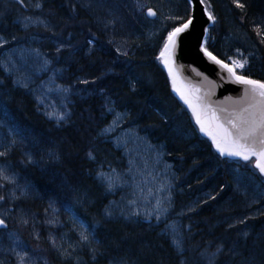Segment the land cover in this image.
<instances>
[{
    "label": "trees",
    "instance_id": "1",
    "mask_svg": "<svg viewBox=\"0 0 264 264\" xmlns=\"http://www.w3.org/2000/svg\"><path fill=\"white\" fill-rule=\"evenodd\" d=\"M42 1L44 11L50 7L54 12L59 6L68 5L70 25H74L78 30L83 29L89 32L90 41L93 39L104 41L103 33L101 34L93 24L90 14H87L77 5L75 0H56L59 6L48 3L46 0ZM239 2L245 5L243 9L237 8L233 0H206V4L209 6L208 10L216 18V23L210 29L206 47L214 55L229 61L227 57L220 53L219 46L222 45L224 36L222 33L228 26L227 19H234L254 40L260 55V59L257 61H252L251 58L250 68L245 69L243 72L253 79L264 80V0H239ZM180 6L185 12L190 7L187 0H180ZM6 7L22 14L28 8H31V5L29 0H23V3L20 0H0V36L10 38L14 32H12V27L8 25V18L3 17L6 10L4 8ZM42 30L36 28L33 32L40 31L42 33ZM12 38H14L11 39L12 41H16L14 44L18 45L21 44V39L24 36L18 35ZM162 44L163 41L159 46L157 45L148 52H139V55L129 57L134 62L149 63L147 66L146 64L142 66L141 71L122 72L120 69H116L118 70L116 71L112 68L110 71L106 66L102 67L101 70L91 69L90 75L85 78L89 81L87 86L94 85L99 90L106 88L108 90L107 94L113 96L117 108L130 111L132 115V118L128 119L130 125H139L141 131L148 134L153 142H164L168 151L167 159L174 162L178 171L177 187L182 184L186 186L187 192L196 187L198 188L197 193L205 180L218 175L214 183V194H210L208 200L203 205H198L191 212V215L184 217L185 231L187 236H190V243L185 254L187 264H207L200 252L206 249L215 251L218 243L225 244V238L232 239L233 235L231 233L238 230L236 227H230L232 224L223 226L221 218L214 214L210 215L206 210L208 206H213L221 200V198L216 197V189L222 190L226 188L225 183H234V178L230 173L224 177V169L229 170L233 165L239 164L256 174L258 172L253 166V161L241 162L221 158L214 152L212 144L201 136L191 114L173 95L167 74L160 65L159 60L156 59ZM5 49H7L6 46H1L0 52ZM65 52L63 50L60 53H57V51L50 52L54 65H62L61 58L66 56ZM71 56L73 59H78L76 60L79 63L77 66L89 70V64L81 57V53H73ZM236 58H238L237 54ZM98 70L118 82L119 84L114 86L116 88L108 89L102 79L93 80L95 76H99ZM9 81L10 79L5 77L0 67V120L12 128L17 141L15 145H11V140H7L6 146L11 145L7 157L12 159L15 168H22V170L28 172L32 179L30 184L34 188L33 190L38 191L45 197L55 199L59 209L66 210V212H63L66 215L65 221L77 218L78 220L75 221L84 224V228L92 236L93 242L97 243V247L100 246L99 258H101L102 264L109 259L123 256L134 257L136 260L143 262H140V264H163V258L171 255L174 250L169 245V237L156 235L154 231L146 232L142 228H135L136 226H125L116 221L102 219L101 208L103 202H101L102 197L98 196L99 191L96 190L93 182L91 184L85 178V173H83L84 175L78 174L82 169H79L80 162L79 158L76 159V157L82 149L85 150L87 146L91 145V143H88L85 146L86 139L88 138L92 142L93 137L97 135V132L103 126V121L98 118V105L95 103L94 109L89 108L86 113L76 116L82 124L77 125V127L72 126L73 128L69 130L56 131L55 133L59 135L54 137L59 142L62 148L61 151L54 147L55 154L57 153L54 157L37 161L35 155H40V152L43 153L42 149L45 147L44 137L46 134H43L40 129L43 128L50 133L54 130H50L49 127L45 128L41 119L35 116L36 114L32 110L33 103L25 99L27 91L18 89L10 92ZM130 83L136 84L134 93L130 91ZM146 88L149 90L152 88L153 93L146 91ZM71 108L75 112V105ZM77 119L74 118L75 121ZM5 147L2 151L5 150ZM24 150L34 156L35 163L32 164L35 165L27 163L25 153L23 156H17L20 155V151L23 152ZM185 164H187V168L182 171L181 167ZM0 184L4 185L1 180ZM76 185L88 188L91 193L87 196L88 200L85 206H80L74 200L63 199L65 193H69L71 188ZM47 194L50 195L46 196ZM216 198L217 201H215ZM183 201V203H186L185 200ZM262 220V222L256 223L249 230L245 240H242L243 246L238 251L239 258L233 264H264V215ZM32 238V233L27 232L28 243L31 242ZM35 244L38 245V243ZM40 250L46 254L50 264H74L70 260L61 261L58 256L53 254L54 251L48 248H41ZM224 256L220 258V264H224L223 261L226 258ZM79 264L94 263L83 261Z\"/></svg>",
    "mask_w": 264,
    "mask_h": 264
},
{
    "label": "rangeland",
    "instance_id": "2",
    "mask_svg": "<svg viewBox=\"0 0 264 264\" xmlns=\"http://www.w3.org/2000/svg\"><path fill=\"white\" fill-rule=\"evenodd\" d=\"M31 1L34 5V1ZM78 1L86 6L96 22H99L106 37L119 46L118 50L128 55L139 50L148 52L155 48L156 41L162 36L165 37L167 31L176 23L168 17L181 15L180 0ZM149 7L158 12L157 20H150L146 17L145 14ZM226 22H228V26H226L227 31L222 38L223 53L221 54L227 57L230 63L229 57L235 60H247L248 63L245 65L244 71L250 68L251 58L252 61L260 59L258 48L249 34L236 21L228 18ZM22 25L25 28L44 26L36 17H26ZM36 43H26L12 49L7 48L1 55V68L8 75L13 74V83L17 89L25 90L33 96L40 114L54 119L57 126H68L72 121L71 100L74 89L65 84L64 67L53 69L50 59L37 48ZM6 44L7 37L0 36V45L6 46ZM236 54L238 58H235ZM45 60L49 61L47 65L44 63ZM22 84H27V87H22ZM63 89H69V91H63ZM110 109L111 111H106L108 115L104 119L107 121V125L99 131L97 144L87 146L91 142L88 138L85 141V146L94 149L90 151L94 158H90L85 149L86 152L80 157V161L86 160V162L79 164V169L82 171H79L78 174H95V177L102 183L101 185L107 189L110 199L106 209L114 213L112 217L107 216V219L114 221L123 219L128 223H136L137 216L132 214L134 212H138V216L154 218L156 225H161L160 228L164 235L170 238L175 249L180 252L187 251L182 217L187 212L194 210L198 201L185 205L183 200H178L180 192L176 183L177 176L172 165L166 161L165 144H152L148 138L149 135L143 134L135 126L121 130L120 127L126 119V115L118 112L113 103ZM60 115L65 117L64 120L58 119ZM5 132L6 129L1 128L0 142L4 140ZM104 140H110L109 148L104 147ZM42 150L48 158L55 156L46 147ZM24 156L27 160L29 157L35 160L29 152H26ZM0 168L7 169L6 175L14 176L16 180L15 184H9L3 180L9 189L10 203L9 207L0 206V217L5 221L12 220V222L26 219L28 221L26 225H34L31 227L35 234L40 235L45 232L51 245L55 248L54 253H58L57 256L61 261L70 260L74 264L88 262L92 257L89 250L94 246L93 238L84 228V224L75 220H70L69 223L64 222V217L61 216L55 199L36 192L33 199L30 194L34 190L18 175L12 174L14 169L12 164L0 162ZM232 168H235L233 170L234 185L238 194L229 197L225 202L224 209L230 210L235 207L264 214V180L252 170L241 165L235 164ZM101 174H103V178ZM107 177H111L114 181L111 190ZM68 189L70 188L68 187ZM13 192L17 198H13ZM22 193L24 194L22 195ZM242 198L247 202L239 203ZM21 200L26 201L25 207L19 206ZM259 202H262V207L252 210L251 206ZM249 203L251 205L248 206ZM239 214L234 215L235 219ZM85 230L89 236L88 243L81 240V234ZM3 239L8 241L10 249L15 248L17 252H29L31 259L27 261V264H48L40 251L34 247L31 248L19 234L2 231H0V264H18L19 261V257L12 250L10 254L1 251ZM53 241H55V246ZM72 249H75V252H72ZM30 250L37 251V254L35 255ZM58 250L67 251L71 255L69 257L62 256ZM132 260L129 259V256H123L117 258L112 264H138Z\"/></svg>",
    "mask_w": 264,
    "mask_h": 264
},
{
    "label": "bare ground",
    "instance_id": "3",
    "mask_svg": "<svg viewBox=\"0 0 264 264\" xmlns=\"http://www.w3.org/2000/svg\"><path fill=\"white\" fill-rule=\"evenodd\" d=\"M30 1V5L31 8H28L26 12L24 13H20V12H16V10H12L8 7L4 8L6 9L4 12V18H8V25L10 27H12L14 34H12V37H16V36H20L23 35L24 38L21 39L22 41L20 42L21 44L15 45L14 43L16 41H12L11 39H14L12 37L8 38L7 37V44L6 47L9 49L15 48L17 46L26 44V43H32V42H37L35 45L37 46V48L39 50H42L44 52V55H46L52 64V68L56 69V68H62L64 67L65 71H64V81L65 84L68 86H72L74 89V95L72 97V106L75 105V112L72 111V121L68 126H57L55 125L57 122L52 119L49 118L43 114H40L39 109L36 106V103L33 99V96L30 95L28 92H26L27 95H25V99L29 100L31 103H33L32 105V110L33 112L36 114L35 116L40 118L42 121V124H44V127H49L50 130H54L52 133H50L49 131H45L43 128L40 129V131L43 134H46L44 137L45 140V147L49 152H53L52 154H55V148L56 147L59 151H61V146L59 145V142L56 140L55 137H57L59 134L55 133L56 131H62V130H69L72 129V126L77 127V125H80L82 123H80L81 121L77 119L76 116H80L81 114L86 113V110L91 108L94 109L95 108V103L98 105L99 108V113H98V118H100L103 121V126L99 129V131L107 125V121L104 119L107 114V110L110 109L112 103L113 106L116 109V105L114 104L113 100V96H111L110 94H107L108 90L105 88L99 90L97 89L94 85L93 86H87V84L85 83H81V81L86 80V76H89L90 74V70L92 69H102V67H106L107 69L109 68L110 71L112 69L116 70V69H120L122 72L124 71H128V72H134L136 70L141 71V69H143L142 66H144L146 64L149 65V63L147 62H134L132 61L129 57L130 56H137L139 55V52L144 53L142 50H139L138 52H133L131 55L127 54V55H123V52H120L118 49V45L114 44L113 42H111V39H109V37H106V34L103 32V29L101 27V25L99 24V22H96V19L94 18V16L90 13V11L86 8V6H84L80 1L75 0V3L77 5H79L87 14H90V17L93 21V24H95L96 28L98 29V31L104 36V41H99V40H92L91 43H89L90 41V37H89V32L84 31L83 29H76L74 25H70V12L68 10V5L66 6H62L60 7L56 0H46L48 1V3H53L56 4L57 6H59V8H56L54 10V12L52 11V9L47 8L44 11V3L42 0H33L34 1V5H32V1ZM39 4L40 7H36L35 5ZM35 6V7H33ZM181 9V15L183 16L185 15V11L183 10L182 6H179ZM58 9V10H57ZM53 13H52V12ZM26 17H36L37 19H39V21L41 22V24L43 23L44 26H41L39 28L43 29L42 33L40 31L38 32H33L34 29H36V26H31L29 28H25L22 25L23 20ZM233 21H235L233 19ZM34 28V29H33ZM94 27V30L97 32V29ZM227 30L223 31V35L226 34ZM165 34V33H164ZM164 36L160 37L157 41L155 45H160L161 42L163 41ZM253 42L254 40L251 39ZM23 42V43H22ZM60 47L61 50L66 51L65 54L66 56L61 58V62L62 65H54V63L52 62L51 59V53L50 52H55L56 49ZM7 49L3 50L4 52ZM1 51L0 52V66H1V55L3 54ZM219 51L220 53H223L222 51V45L219 46ZM69 52V53H68ZM73 53H81V57L83 59H85L89 66V70L80 68V66H77L79 63L77 58H74L71 56ZM97 54V55H96ZM95 57V58H94ZM97 57V58H96ZM218 57V56H217ZM220 58V57H218ZM221 59V58H220ZM137 60V59H136ZM224 60V59H223ZM160 62V61H159ZM230 63V61H225ZM160 65L163 67L164 71L165 68L163 66V64L160 62ZM71 67H76V68H70ZM87 68V69H88ZM112 68V69H111ZM98 70L99 76H95L93 78V80L97 81L99 79L104 80L106 87L108 89L110 88H116L114 86L118 85L119 83L114 81L113 78H111V76L106 75V74H102V71ZM4 72V70H2ZM118 71V70H116ZM166 72V71H165ZM106 73V72H105ZM4 75L6 78H9L10 81L8 83L9 85V89L10 92L18 90L17 87L13 84V74L8 75L7 73L4 72ZM220 76H223L225 79L228 80V77L226 74H218ZM93 82V81H92ZM13 87V88H12ZM118 88V87H117ZM111 90V89H110ZM146 91L153 93L152 88L149 89H145ZM29 102V103H30ZM31 105V104H30ZM121 113H124L126 115V119L124 120V122L122 123V126L120 127L121 130L125 129H130L131 127H134L133 125H130V122H128L129 118H132V115L130 113V111L128 109H124L122 111H119ZM127 112V114H126ZM77 119L76 121L74 120ZM39 119V120H40ZM138 128L140 129V126L137 125ZM1 128L6 129L5 134L3 135L4 140L2 142H0V151H2V149L6 146V142L7 140H12L15 138V133L13 132L12 128L7 125L4 121L0 120V130ZM97 135H95L92 139L91 144H97L98 139V133ZM145 132H147L145 130ZM50 136H48V135ZM146 134V133H145ZM147 135V134H146ZM55 136V137H54ZM159 144H163L164 142H158ZM210 143L212 144V142L210 141ZM3 144V145H1ZM110 140L105 141L104 140V147H110ZM212 148L214 150V152L216 154H218L221 158H227V157H222L215 149V147L212 145ZM94 150L92 147H87L86 151H88V153ZM85 150H81V152L79 153V156L76 157V159L79 158V162L80 163H84L86 162V160H82L80 161V157L83 156L84 152H86ZM26 153V151L24 150L23 152L20 151V155L17 156H23V154ZM167 155H168V151L166 152V161L172 165L176 176H178V171L175 168V164L173 161H169L167 159ZM47 159V155L45 153H41L40 155H35V159L37 161H39V159ZM0 162H7L8 164H14V162L12 161L11 158L8 157H0ZM242 162H246V161H242ZM29 165H35L32 163H28ZM210 164V163H209ZM239 165V164H238ZM14 166V165H13ZM187 168V164L183 165L181 167L182 171H185ZM235 168H231L229 170L224 169L225 172H223L224 177L228 176L229 173L232 175V177L234 178V173L233 170ZM24 170V169H23ZM22 168H15L13 169L12 174H16L19 176V178L25 182L26 184L30 185L32 187V185L30 184L31 182V176L28 174V172H26L25 170L23 171ZM27 170V169H26ZM180 170V172H181ZM188 170V169H187ZM95 174H88L85 175V178L87 180L90 181V183L92 184V182L95 184L96 186V190L99 191L98 196L102 197L101 202H103L102 204V208H101V217L102 219L106 220V221H114L113 219H107V215H106V207H107V202H109L110 199V195L108 194V192L106 191L107 189L104 188L100 182V180L98 178L95 177ZM221 176V175H220ZM218 175H214V177L212 176V178H209L207 180H205L202 184V187L200 188L199 192L196 193L198 188H194L191 191H186L187 188L186 186L178 185V190H179V195H178V200H185L187 205L190 202H197V207L198 205H203L208 198L210 197V194H214L213 192V188H214V183L217 180ZM1 180V179H0ZM21 181V183H23ZM226 184V188L225 189H216V197L221 198V200L216 203L213 206H208L206 208V210L208 211V213H210V215L214 214L216 216H218L219 218H221L222 220V225H234V227H236V229H238L237 231H235L234 233H231L233 235L232 239L231 238H225V241L223 243H218V246H223L226 249V255L224 256V264H233L234 262L237 261L238 257V251L239 248L243 246V244L241 243L242 240L244 241L245 238L247 236L244 235V233H249V230L252 229V227L256 224V223H260L262 222V218H263V213L259 214L256 212H251L249 210H244L242 208H235L232 207L230 210H225L224 209V205L225 202L229 199V197L231 195L234 194H238L236 193L235 189V185L234 183ZM32 189H34L32 187ZM215 191V190H214ZM8 192L9 189L7 187H2L0 188V195H3L6 197V199L4 201H0V206L3 207H9V197H8ZM40 194L38 191L34 190L32 192V194H30V196H32V198L34 199L36 195H34V193ZM91 193L89 191L88 188H85L81 185H76L74 186V188H71L70 192L65 193V197L63 199L69 200V201H75L78 204H80V206H85L88 198L87 196H89ZM95 195V194H94ZM108 197H106V196ZM31 200V198H30ZM65 201V200H64ZM215 201H217V198L215 199ZM26 201L21 200V203L19 204V206L23 205L22 207H25L24 203ZM247 202L245 199H241L239 203H244ZM179 205V203H178ZM251 205V203L248 204V206ZM196 207V208H197ZM260 207H262V202L259 203H255L253 206H251L252 210H257ZM195 208V209H196ZM194 209V210H195ZM250 209V208H249ZM250 209V210H251ZM239 211L237 213H240L239 216L235 219L234 215L237 213L231 212V211ZM193 211V210H192ZM187 212L182 218L184 221V217L191 215V212ZM59 212L61 213V216L64 217V222L69 223V221H65V217L66 215L63 212H66V210H62L61 208L59 209ZM234 213V214H233ZM67 214H69L67 212ZM137 216V220L135 221L136 223H128L123 221V219L121 220H117V223H120L122 225L128 226H136L135 228H142L143 231L146 232H151L154 231V234L156 235H164L163 230L160 228L161 225H156V221L154 220V218L152 219L151 217H144V216ZM71 217V216H70ZM0 219H2L0 217ZM75 220H78L77 218H73ZM240 220H244L245 223L241 224L239 223ZM78 223H80V221H76ZM8 227L7 229H2L0 228V231L2 232H14L19 234V236L26 242L28 243V239H27V232H31L32 233V240L31 242H29V246L32 248H36L37 250L40 251L41 255L44 256L48 262V264H50L47 256L45 253H43L40 249H49L51 251H53L55 248H53V246L51 245V242L49 240V238L46 236V233L43 232L40 235L35 234L33 228L31 226H34L33 224L29 225H25V224H21L19 220L12 222V220L10 221H6ZM57 230V229H56ZM186 233V231H185ZM26 239H25V238ZM170 239V238H169ZM7 240H2V249L1 251L3 253L6 254H10L11 253V249H10V245L7 243ZM35 243H38L35 244ZM190 243V236H187V233L185 235V244L188 246ZM93 244V248H98V252L96 254V258L93 259L92 257H90L89 262H93L94 264H102L101 258H99V249L100 246L97 247V243L96 242H92ZM169 245H171V247L174 249L173 252H171V255H169L168 257H164L163 259V264H178V260L179 259H184L183 261L185 262V252H180L177 249H175L174 245L172 244V242H169ZM91 249L90 248V253H91ZM32 253L34 252V254H37V251L35 250H30ZM53 253V252H52ZM54 255H58V253H53ZM87 256V255H86ZM1 257V256H0ZM117 259V258H116ZM115 258L113 259H109L107 260L104 264H112L113 261L116 260ZM129 259H133L132 262L137 263V261L143 263L140 260H136L134 257L131 258L129 257ZM121 261V260H120ZM118 262V261H117ZM9 263V261H8ZM42 264V263H41ZM140 264V263H138ZM185 264H187V260L185 262Z\"/></svg>",
    "mask_w": 264,
    "mask_h": 264
},
{
    "label": "snow or ice",
    "instance_id": "4",
    "mask_svg": "<svg viewBox=\"0 0 264 264\" xmlns=\"http://www.w3.org/2000/svg\"><path fill=\"white\" fill-rule=\"evenodd\" d=\"M23 3V0H20ZM189 8L186 9L185 15H177L175 17H168L174 20L171 29L167 31L166 36L163 38L162 47H160L159 55L156 57L164 68L167 70L168 76L171 79L172 87L184 101V103L191 110L196 124L199 126L200 131L209 137L212 145L221 156L237 157L243 161H253L254 168L259 170V173L264 176V80L253 79L249 75L243 72L247 60H235L229 57L231 63L225 62V60L218 58L207 47L201 45L200 51L212 64L216 65L223 73L227 74L228 81L233 84L242 85L244 88L243 96L239 100H232L228 97L226 101H221V105L230 103L233 105L231 109L228 107H213L211 102L207 99L213 94L211 81H208V92L201 94L199 88L190 87L183 84L180 81L179 70L176 67V52L181 37L183 34L195 31L197 23L195 8L199 5H203V15L206 17V21L216 23V18L211 11L208 10L206 0H187ZM233 3L237 8L243 9L245 5L240 3L239 0H233ZM36 7H40L39 4ZM147 15L150 17H156L157 13L150 7L148 8ZM27 26V25H25ZM207 32V29H204ZM91 43V41H89ZM2 46V45H0ZM57 53L61 52V48L56 49ZM127 55V53H122ZM45 65L49 63L45 60ZM239 70V71H238ZM199 75V73H197ZM207 80V78L205 77ZM221 79H224L222 76ZM95 81H93L94 83ZM81 83H89L87 80L81 81ZM22 87H27V84H22ZM130 91H136V84L130 83ZM63 91H69V89H63ZM111 111V109H109ZM223 114V115H222ZM64 116H58L59 120H64ZM17 143L16 139L11 140V145ZM11 145L6 146L4 151H0V157H7L11 150ZM90 158L92 153H88ZM27 163H35V161L29 157ZM7 169L0 168V179L5 180L9 184H15V177H9L6 175ZM103 178V174H101ZM108 180L110 190L114 181L111 177L106 178ZM4 185L0 184V188ZM24 193H22L23 195ZM13 198H17L15 192L12 193ZM5 196L0 195V201H4ZM113 211L106 209V215L108 217L113 216ZM123 214V213H121ZM133 215H139L138 212L132 213ZM159 219V216H157ZM21 224H27L26 219H21ZM239 223L244 224V220H240ZM8 225L4 219H0V228L7 229ZM234 227V225L230 226ZM247 236V233H244ZM81 240L88 243L89 236L86 233L81 234ZM18 243V242H17ZM55 246V241H53ZM179 247V246H178ZM17 257H19L18 264H27V261L31 259L29 252L22 251L17 252L15 248L11 249ZM60 251V254L65 257H69L71 253L67 251ZM75 252V249H72ZM98 248H92V258H96ZM226 249L223 246H217L215 251L203 250L200 255L206 260L207 264H220V258L226 255ZM178 264H185L182 259L178 260Z\"/></svg>",
    "mask_w": 264,
    "mask_h": 264
},
{
    "label": "water",
    "instance_id": "5",
    "mask_svg": "<svg viewBox=\"0 0 264 264\" xmlns=\"http://www.w3.org/2000/svg\"><path fill=\"white\" fill-rule=\"evenodd\" d=\"M203 7H204L203 5H199L195 8V14L197 19L195 31L194 32L190 31L189 33L183 34L181 37V42L178 45L176 57H175L176 67L179 70L180 81L183 84H186L190 87L199 88L201 90V94L209 91V88L212 86L209 85L208 81H211L212 85L215 86L212 88L213 94L210 97H207V99L211 102V105L213 107H228L229 109H231L233 105H231L230 103L221 105L220 102L226 101L228 97H231L232 100H239L243 96L244 88L242 85L230 83L225 78L221 79L222 76L218 74L220 73L223 74V72L216 65L212 64V62L209 61L207 57H205L203 53L200 51V46L201 45L205 46V41L208 36L209 29L213 26V23L211 21H206V17L203 15L202 12ZM148 17L150 19L156 18L150 16ZM205 28L207 29L206 33L204 32ZM165 71L167 73L166 69ZM197 73H199V75H197ZM205 77L207 78V80L205 79ZM169 81H170L172 93L191 112V110L184 103V101L181 100L179 94L173 90L172 82L170 78ZM193 119L195 121L194 117ZM197 127L199 129L198 125ZM200 133L203 137L209 139V137L204 135L201 131ZM222 157H227V156H222ZM228 158L234 160L235 159L242 160L237 157H228Z\"/></svg>",
    "mask_w": 264,
    "mask_h": 264
}]
</instances>
